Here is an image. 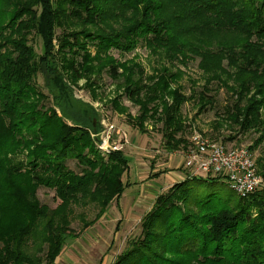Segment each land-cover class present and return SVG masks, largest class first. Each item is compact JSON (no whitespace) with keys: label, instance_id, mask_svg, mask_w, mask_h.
I'll list each match as a JSON object with an SVG mask.
<instances>
[{"label":"trees","instance_id":"trees-1","mask_svg":"<svg viewBox=\"0 0 264 264\" xmlns=\"http://www.w3.org/2000/svg\"><path fill=\"white\" fill-rule=\"evenodd\" d=\"M139 44L156 63L150 73L136 57L112 56ZM191 61L202 82L188 77L186 95ZM104 72L138 106L134 118L124 113L129 124L145 132L160 123L169 153L188 145L183 104H215L213 92L223 89L220 120L257 134L249 150L261 147L254 159L264 178V0H0V264H54L80 234L71 227L74 207L98 206L91 220L81 212L87 228L122 195L130 160L100 150L93 135L103 119L65 77L92 87ZM39 75L52 100L46 108ZM219 178L186 177L159 195L113 264H264V192L236 193L237 201L195 194V181ZM40 186L54 189L56 207L39 201ZM176 188L186 210L168 200Z\"/></svg>","mask_w":264,"mask_h":264},{"label":"rangeland","instance_id":"rangeland-1","mask_svg":"<svg viewBox=\"0 0 264 264\" xmlns=\"http://www.w3.org/2000/svg\"><path fill=\"white\" fill-rule=\"evenodd\" d=\"M31 42L35 47L36 52L40 53L42 51L40 39L34 38ZM112 56L119 61L124 59H133L134 57H136V59L138 58V61L142 63L147 73H150L152 67L156 65L154 60L150 58L148 49H146L142 44H139L137 48L131 53H125L123 55L117 50H112ZM184 70L186 72V76L181 83L183 85L184 93L186 95H190L191 83L188 77L194 80H198L201 83V72L197 68V61L189 62L188 66ZM65 77L73 86L74 94L77 98L82 99L86 102H91L100 113L101 118L103 120H106V123H114L115 127L121 128V131L127 134V137L122 133L121 136L118 137V135L115 136L116 132L113 131V142H110V147H108V150H120L130 160L129 170L122 176V179L125 182H129L132 180V177L135 174V169H137L138 172L137 180H140V182H144L145 180L149 179L146 177L147 174H149L152 178H156L153 175L156 174V170H159L161 174H159L160 177L156 180H160L163 183L166 182L165 176L163 175L164 171H175L182 169L181 166L184 163V157L180 154L181 150L169 153L163 147V138L160 132V123L149 122L146 125L147 130L145 132L135 129L131 124H129L128 119L126 118V115H124V113H128L132 118H134V116L138 114V106L134 105L129 100V97L124 92V86L120 81L112 79L107 72H104L102 73L100 78L96 79L97 85H92V87H90L91 84L88 85L84 77L80 79H71L68 77V75H65ZM45 80L46 77H44V75H39L35 81L37 89L41 91L46 97H48L47 99H44L42 101L44 108L52 105L51 96L47 88L45 87ZM213 94L215 98V104L206 105L205 102L196 104V101L194 100H189L183 104V117L186 123L191 124V128L186 129L185 136L189 138L194 131H198L201 133H205L206 135L216 140L223 141L228 145H243L249 148V146L253 145L252 141L256 138L257 134L254 131L245 133L237 129V127H229L226 122L220 120L221 116L223 115L224 105L226 104V101L228 99V94L223 89L215 90ZM114 98H118L116 106H118L119 109L117 110L112 108L111 103ZM115 145L117 146V148H112ZM100 150L103 152L108 151L102 149ZM261 151V147L255 149L254 151L250 150L253 157L256 158L260 155ZM85 152H88L87 147L85 148ZM108 154L102 153V155H106V158ZM66 163L69 168L76 172H79L81 169V166L78 163V159L75 157H68L66 159ZM201 178L207 179L209 177ZM193 184V187L196 190L195 194L197 196L204 197L206 195L213 194L216 198L219 199L229 198L233 201L238 200V195L228 186L225 179L219 178L216 180L195 181ZM141 186L143 185L139 184L135 189H140ZM172 186L173 184L170 187L166 188L163 192L166 193ZM128 192L129 187L125 189L122 196H124ZM36 193L39 201L51 208L56 207L59 203V200L55 196L54 189L40 186L37 189ZM181 195L182 194L180 193V189L176 188V190H173L168 195V200L176 206H181V208H183L182 210H186L185 208H187L188 206L185 207L183 199L180 198ZM121 200L125 201L126 199L125 197H122L120 199V202H122ZM167 201L165 200V202ZM111 206H115V204ZM189 209L195 216L198 217V210L195 207H191ZM97 211L98 206L94 204H90L86 207L75 206L74 212L72 214L71 227L76 232L80 233L81 231H83V229H85L82 226V216L80 215L81 212H84V219L86 218V220H91L95 217ZM253 212L255 215L257 209L254 208ZM139 234L140 230L130 237H126V239L121 242L124 250L127 246V241L133 237L138 236Z\"/></svg>","mask_w":264,"mask_h":264},{"label":"crops","instance_id":"crops-1","mask_svg":"<svg viewBox=\"0 0 264 264\" xmlns=\"http://www.w3.org/2000/svg\"><path fill=\"white\" fill-rule=\"evenodd\" d=\"M102 124L104 130L106 125L115 126L112 122L106 123V120H103ZM115 129V136L120 137L121 133L119 132L125 134L121 131V128L115 127ZM125 136L127 137V134ZM113 138L110 142H113ZM180 154L182 155V153ZM181 167L180 170L164 171L163 175L166 180L164 183L156 180L161 174L159 170H156V174L153 175L156 178H152L147 174L146 177L149 179L140 182V180H137L138 172L135 169L131 181L125 182L123 180L125 185L123 193L129 187L126 196H122V193L118 199L109 204L104 214L95 223L83 229L77 237L68 241L54 264H113L117 256L124 250L121 242L137 231L140 230L141 232L142 218L151 210L156 198L164 194L163 191L166 188L183 181L187 177L186 169L183 165ZM139 184L143 186L140 189H135ZM122 197H125L126 200L120 202ZM113 204L115 206H111Z\"/></svg>","mask_w":264,"mask_h":264},{"label":"built area","instance_id":"built-area-1","mask_svg":"<svg viewBox=\"0 0 264 264\" xmlns=\"http://www.w3.org/2000/svg\"><path fill=\"white\" fill-rule=\"evenodd\" d=\"M113 131L114 125H106L103 132L104 143L98 146L100 149L108 150ZM123 135L125 136L124 133ZM181 153L187 177H220L241 196L264 192V178L258 172L255 159L246 146L228 145L205 133L194 131Z\"/></svg>","mask_w":264,"mask_h":264},{"label":"water","instance_id":"water-1","mask_svg":"<svg viewBox=\"0 0 264 264\" xmlns=\"http://www.w3.org/2000/svg\"><path fill=\"white\" fill-rule=\"evenodd\" d=\"M103 132H104V129H103L99 134H95V135H93L94 140H95V143H96L98 146H101V145L104 143Z\"/></svg>","mask_w":264,"mask_h":264}]
</instances>
